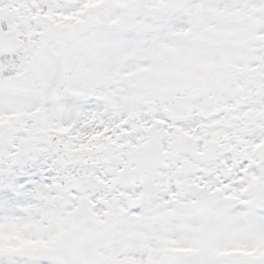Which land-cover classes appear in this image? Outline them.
<instances>
[{
    "label": "snow or ice",
    "instance_id": "snow-or-ice-1",
    "mask_svg": "<svg viewBox=\"0 0 264 264\" xmlns=\"http://www.w3.org/2000/svg\"><path fill=\"white\" fill-rule=\"evenodd\" d=\"M0 264H264V0H0Z\"/></svg>",
    "mask_w": 264,
    "mask_h": 264
}]
</instances>
